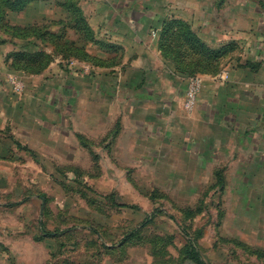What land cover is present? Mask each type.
I'll use <instances>...</instances> for the list:
<instances>
[{
    "label": "rangeland",
    "instance_id": "1",
    "mask_svg": "<svg viewBox=\"0 0 264 264\" xmlns=\"http://www.w3.org/2000/svg\"><path fill=\"white\" fill-rule=\"evenodd\" d=\"M133 3L146 9L147 35L104 46L26 48L0 31V264H264L262 144L241 143L187 102L194 76L226 82L252 63L264 79L253 61L264 55V0H135L130 15ZM50 5L15 22L59 19ZM179 21L226 46L217 72L184 73L164 57L161 33ZM23 49L50 57L23 70L11 65ZM152 90L163 100L143 99Z\"/></svg>",
    "mask_w": 264,
    "mask_h": 264
},
{
    "label": "crops",
    "instance_id": "2",
    "mask_svg": "<svg viewBox=\"0 0 264 264\" xmlns=\"http://www.w3.org/2000/svg\"><path fill=\"white\" fill-rule=\"evenodd\" d=\"M125 1L123 4L120 3L121 1L118 2V0L80 1V5L99 41H106L111 36L116 38V35L120 33L128 35V33L133 32L138 38L147 35L148 27L143 20V14H146V9L136 8V3H133V11L132 15H130L129 7L131 2L135 0ZM51 4L50 6H55V4ZM32 7L21 14L29 12L33 9ZM260 36H263L260 42L261 46H257V48H264V34ZM117 42L122 44L123 41L118 40ZM262 52L264 53V50ZM150 55V50L144 49L142 51V56H144L146 61ZM99 56L105 58L102 54ZM253 61L256 66H261V70L264 68L263 54L259 56L256 54ZM250 64L252 67V63ZM251 67L243 65L232 70L230 78L226 82H220L217 77L212 75H203L204 81L198 97L196 111H198L200 119H206L213 125L225 127L227 133L230 132L241 143L262 144L261 147L257 146L253 149H256L255 152L257 151L260 157L264 159V79L259 80L255 77L258 76V73L252 72L251 69L254 70L255 68ZM147 82V80L142 81L145 84ZM141 85L143 84L139 86ZM136 87L137 81L134 83V89ZM142 94H144L143 99L146 100H153L154 97L163 100L161 97L163 95L162 92L152 90ZM142 94L139 95L140 100ZM165 98L164 102L168 99L167 97ZM214 142L215 139L212 143Z\"/></svg>",
    "mask_w": 264,
    "mask_h": 264
},
{
    "label": "trees",
    "instance_id": "3",
    "mask_svg": "<svg viewBox=\"0 0 264 264\" xmlns=\"http://www.w3.org/2000/svg\"><path fill=\"white\" fill-rule=\"evenodd\" d=\"M81 0H0V31L10 39L24 40L25 46L32 47L34 41L41 39L49 41L54 45L53 51L65 52L67 50L79 49L77 43L80 41L87 44H99L104 46V41H99L94 29L91 27L81 5ZM53 3L59 9V19L46 20L41 26L38 20L26 21L25 23L15 22V17L22 12H26L36 3ZM51 24H58V31L50 30ZM164 26L161 33L159 49L166 59L172 60L176 69L181 72H191L193 74L205 71H216L220 68L215 62L223 55L226 46L211 47L194 29L185 21H179L167 29ZM172 32L170 40H166V33ZM7 38H0V44L7 41ZM42 53L45 57L50 54L41 50L29 51V49L18 50L12 53V63L14 67L30 70L42 61ZM54 53V52H53ZM75 54V53H74ZM87 59L95 58L92 55H84ZM50 61V60H48ZM213 66H212V65ZM41 70V69H40ZM150 220V219H147ZM147 222V221H144ZM191 253L202 263L199 250L191 244Z\"/></svg>",
    "mask_w": 264,
    "mask_h": 264
},
{
    "label": "built area",
    "instance_id": "4",
    "mask_svg": "<svg viewBox=\"0 0 264 264\" xmlns=\"http://www.w3.org/2000/svg\"><path fill=\"white\" fill-rule=\"evenodd\" d=\"M219 77L223 80H227L229 77V72L224 70L220 72ZM16 85V87L19 88L20 83H16ZM202 86L203 80L199 75L190 79L187 89V102L189 107L192 108L194 105H196Z\"/></svg>",
    "mask_w": 264,
    "mask_h": 264
}]
</instances>
